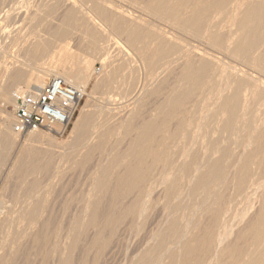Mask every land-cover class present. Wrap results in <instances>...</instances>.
Returning <instances> with one entry per match:
<instances>
[{"label": "rangeland", "instance_id": "rangeland-1", "mask_svg": "<svg viewBox=\"0 0 264 264\" xmlns=\"http://www.w3.org/2000/svg\"><path fill=\"white\" fill-rule=\"evenodd\" d=\"M38 1L44 2V0H2L0 5L3 10H8V14L6 17L0 15V29L7 31L20 29L16 36L19 37V41H22L21 39L26 38L29 33L43 28L45 22L38 23L21 18L25 12H33L34 5ZM71 1L78 5L80 3L91 5L94 0ZM106 1L102 6L112 4L120 7L133 22L138 15L145 20L150 19L143 14L145 12L142 9V0ZM126 16L124 18H127ZM40 17L37 15L35 19L38 20ZM103 21L110 26L109 20L104 19ZM136 24H141V27L143 25L140 21ZM114 32H117L118 38L124 41L123 33L116 30ZM180 35L196 50L210 51L202 32L198 35L192 33L191 35L184 33ZM70 36L77 40L74 43L70 41L68 51L76 53L75 66L78 67L91 54L88 39L82 30L72 29ZM63 45L64 43L53 42L54 51L51 55L37 60L36 63L33 59L20 57V54L23 55V48L19 45H14L7 39L3 44V39L0 37V88L11 83L9 73L14 70L20 69L24 75H27L30 70H35L40 66L55 64L58 49ZM140 47H142L141 43L134 47L131 46L134 52H138ZM117 53L118 50L110 48V56ZM92 54L89 66L92 72L89 77L90 81L88 80L86 84L84 99L64 134L56 135L37 130V133L40 132L38 133L40 137L30 141L27 140L30 133L28 131L29 133L18 134L17 140L11 142L2 138L0 129V264H56L59 256L65 257L68 264H135L146 253L150 258L148 264H166L169 261L170 252L176 257L182 253L179 247L172 243L160 250L156 249L159 241L167 233L169 221L174 220V225L179 232L187 227L186 238L192 240L202 237L208 230L214 229L212 209L223 204L227 205L228 209L226 215L222 217V223L231 230L225 243L240 246V249L247 251L250 247V236L247 234L240 239L236 236L240 230L250 224L255 213L258 212L260 192L256 193L258 195L249 192L247 195L238 196L230 203L229 199L234 198V176L242 162L248 165L246 175H254L253 173L264 165L262 154L257 156L252 154L255 151L254 144L247 141L248 136H255L259 130L264 128V122L260 121L264 118V100L251 97L244 99L241 93L236 122L232 129L222 130L218 125V118L210 115L215 110L214 102L217 100V91L211 93L206 88L198 87L185 104L184 115L187 118L191 116L192 120L191 125L185 130L187 136L165 140L166 134L163 131L155 133L154 144L165 148L167 162L145 156L142 161L145 167L143 171L147 177L138 182L133 189L121 190L119 194L112 195L111 183L115 175L127 162L135 159L133 156L123 155L129 141L136 133L135 130L126 131L124 129V120L130 118L136 125L145 119H154L155 114L151 109L170 93L172 86L178 85L179 80L175 71L179 69L181 63L170 65L162 73L161 89L155 93H150L151 90L145 93L140 105L135 106L134 112L132 111L133 114L130 111L120 114V102L126 97L124 95L126 89L140 76L137 61L128 57L109 56L110 60L107 59L106 64L102 65L99 54ZM191 59L194 63L199 61L194 57ZM208 63L210 67L207 74L211 78V84L215 87L225 81L228 83L242 81L240 75L243 71L264 82V71H252L250 67L242 65V62L240 63L230 55L222 57L219 64L210 61ZM5 68L9 70L7 75L3 74ZM236 70L239 74L237 76L233 72ZM105 73H109V84L101 83V77H104ZM230 93L231 90L223 92V94ZM107 98H110L113 104L102 106V102ZM87 103L91 105L88 109L92 113L93 124H90L88 129L90 138L72 143L70 132L82 110L87 109L85 107ZM13 107L12 102L0 99V115L10 113L9 115L13 117ZM246 120L257 121L255 129L251 127L252 125H248ZM173 125L175 126V121L171 120L167 127L173 129ZM41 136L49 137L55 142L49 143ZM183 150L191 152V186L195 179L194 175L198 171H204L208 162L220 156V151H225L226 154L221 159L224 179H219L216 185L211 186L208 196L203 189L191 190L189 193L190 178L181 174L175 167L177 171H174L173 166L178 159L177 154ZM179 160L180 162L188 161L189 157H180ZM103 168L106 169L103 170ZM172 176L178 182V193L166 197L164 186L172 179ZM162 178H164V183H161ZM100 179L110 186L104 189L95 188L96 181L94 180ZM90 202H97L96 225L87 224L89 212L86 206ZM130 204L136 209L132 213H126L124 208ZM110 215H115L119 219L113 224L111 220H107ZM111 225L113 226L110 227ZM236 253H227L222 257V261L232 259ZM207 262L206 260L203 264Z\"/></svg>", "mask_w": 264, "mask_h": 264}, {"label": "bare ground", "instance_id": "bare-ground-1", "mask_svg": "<svg viewBox=\"0 0 264 264\" xmlns=\"http://www.w3.org/2000/svg\"><path fill=\"white\" fill-rule=\"evenodd\" d=\"M1 2L2 0H0ZM106 2V0H94L91 5L81 3L78 5L71 0L38 1L34 5V11L31 13L25 12L21 15V18L38 23H45L43 28L29 33L26 38L21 39L22 41H19V37L16 36L20 29L7 31L1 28L0 37L3 39V44H5L7 39L10 43L19 45L23 48V55L20 54V57L23 56L24 58L33 59L35 62L51 55V52L54 51L52 49L53 42L64 43V45L58 49L57 62L55 64L40 66L38 68L35 67L36 69L30 70L27 75H24V72L20 69L9 73V70L5 68L3 74L7 75L9 73L11 83L4 88H0V99L14 104L18 95L39 91L47 80L54 76H60L65 81L86 89L87 81L92 72L89 69L92 53L99 54V59L103 65L104 63L106 64V60L110 56V48H113L118 50V53L110 57H128L135 60L140 70L138 80L126 89V93L124 94L126 97L120 102V114H124L127 111L134 112L135 106L140 105L139 103L145 93L149 90H151L150 93H155L161 89L160 79H162V73L170 65L180 62L179 69L175 71V75L179 80L178 85L172 86L170 93L151 109L155 114V118L145 119L136 125L132 123L130 118L124 120V129L126 131L135 130L136 133L129 141L123 155L133 156L135 159L134 161L127 162L122 170L115 175L114 181L111 183V191L112 195H117L121 190L128 191L133 189L138 182L147 177L145 171H143L145 167H143L144 163L142 161L145 156L153 157L155 160L165 163L167 162L168 158L165 148L158 147V145L155 146L154 144L155 133L163 131L166 134L164 137L165 140H174L186 135V127L191 125L192 120L191 116L187 118L184 115L185 104L198 87L206 88L211 93L217 91V100L214 102L215 110L210 115L218 118V125L222 130L232 129L233 124L236 122L241 93H243L242 96L244 99L251 97L264 100V82L259 78L249 76L244 71L240 75L242 81H232L229 83L225 81V83L219 84L217 87L211 84V78L207 74L210 67L209 61L219 64L222 61V57L224 58L229 55L239 60L240 63L242 62V65L250 67L252 71H264V0H142V9L145 12L143 14L150 19L145 20L141 15H138L134 22L129 20L131 17H127L124 14V10L120 9V7L112 4L102 6ZM7 14L8 10H3L0 5V15L6 17ZM37 15L41 16L38 20L35 19ZM125 16L127 18H124ZM104 19L110 21V26L103 21ZM139 21L144 26L142 25L141 27V24L137 25L136 23ZM72 29L82 30L88 39V46L91 53L83 60L82 65L78 67L75 66V60L77 59L76 53L68 51L70 41L73 43L74 41L77 42L76 39L70 36ZM113 29L124 34V41L118 38L117 32H114ZM201 32L204 41L209 44L210 51L207 49H205L207 51L203 52L196 50L195 47H191L190 42L184 40V37L182 38L180 35L181 33L198 35ZM138 43H141L142 47L139 48L138 52L132 51L131 46L134 47ZM150 44L151 46H149ZM193 57L199 61L197 63L192 62L191 58ZM233 72L234 75H239L237 70ZM108 74L105 73L104 77H101V83L109 84L110 79ZM95 87L96 84L94 85ZM225 90H231V93L223 94ZM109 104H113L110 98L102 102V106ZM90 106L89 103L85 105L87 109L82 110L74 123L70 132L72 143H76L80 139L87 137L90 138L88 136V129L90 124L93 125L91 121L92 113L88 109ZM9 114L5 113L0 115L1 136L4 140L8 139L11 142H15L18 134L13 130V117ZM171 120L175 121V126H172L174 127L173 129L167 127ZM246 121L248 125H252L251 127L255 129V122L257 121ZM260 121L263 123L264 118H261ZM117 125L119 126V124ZM29 132V138L27 140L33 141L40 137L38 134L40 132ZM42 137L43 139H47L49 143L55 142L49 137ZM247 141L248 143L251 142L254 144L255 151L252 154L256 156L262 154L264 159V128L259 130L255 136H248ZM225 154V151H220V156L208 162L205 170L202 172H199L196 168L198 173L194 175L195 179L192 186V158L189 150H183L177 154L178 159H176L173 169L175 167L181 174L190 178L188 185L189 193H191V190L203 189L207 193L206 196H208L211 186L213 187L219 179L223 178L221 159ZM187 156L189 157L188 161L180 162V157ZM247 166L246 162H242L239 165L237 174H234L235 195L234 198L229 199L230 203V201L235 200L238 196L247 195L249 192L252 194L260 192L258 212L255 213L250 224L240 230V232L237 231V239L243 238L247 234L250 236V247L247 251L240 249V246L237 247L225 243L231 230L222 223V217L228 209V206L222 203V206L218 205L212 209L214 214L213 230L215 231L216 228L220 227L219 230L214 232L209 228L210 230L202 237H196L192 240L186 238L188 233L187 227L179 232L174 225V220L169 221L170 224L167 233L165 232V236L159 241L156 249L160 250L164 246L172 243L178 246L182 253L176 257L174 253L170 252L168 255L169 261L166 264H203L206 260L208 261L207 264H264V165L258 168L253 173L254 175L245 174ZM228 169L230 168L228 167ZM177 170L174 169V171ZM162 179L161 183H164V178ZM94 181H96L94 183L95 188L104 189V187L110 186L101 179ZM177 193L178 182L172 176V179L166 182L164 186V194L166 197H171ZM224 198L226 199V197ZM142 207L141 210H143ZM96 209L97 202L87 204L86 210L89 212L87 216L88 225H96ZM135 209V206L130 204L124 208V211L126 213H132ZM118 219L119 217L115 215L107 217V220H111L112 223ZM171 239L172 241L169 242ZM100 247L102 246L100 245ZM232 252H237L236 255L232 254L235 257L228 261H224V259L222 261L224 255ZM148 263H150V258L146 253L135 264ZM56 264H68V261L65 257L59 256Z\"/></svg>", "mask_w": 264, "mask_h": 264}, {"label": "built area", "instance_id": "built-area-1", "mask_svg": "<svg viewBox=\"0 0 264 264\" xmlns=\"http://www.w3.org/2000/svg\"><path fill=\"white\" fill-rule=\"evenodd\" d=\"M84 96L85 89L60 76L50 77L39 91L16 97L13 130L19 135L37 130L62 135L71 124Z\"/></svg>", "mask_w": 264, "mask_h": 264}]
</instances>
